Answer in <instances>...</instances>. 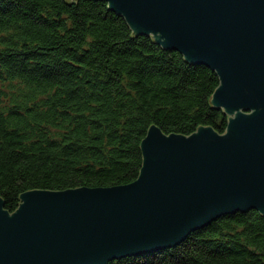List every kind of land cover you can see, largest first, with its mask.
I'll list each match as a JSON object with an SVG mask.
<instances>
[{
	"label": "trees",
	"instance_id": "16d2710c",
	"mask_svg": "<svg viewBox=\"0 0 264 264\" xmlns=\"http://www.w3.org/2000/svg\"><path fill=\"white\" fill-rule=\"evenodd\" d=\"M212 68L135 32L105 0H0V196L135 180L152 125L225 132ZM107 264H264V214L250 208L177 245Z\"/></svg>",
	"mask_w": 264,
	"mask_h": 264
},
{
	"label": "water",
	"instance_id": "95a60500",
	"mask_svg": "<svg viewBox=\"0 0 264 264\" xmlns=\"http://www.w3.org/2000/svg\"><path fill=\"white\" fill-rule=\"evenodd\" d=\"M135 32L215 70L225 132L152 125L126 184L0 196V264H107L182 242L219 217L264 214V0H105Z\"/></svg>",
	"mask_w": 264,
	"mask_h": 264
}]
</instances>
